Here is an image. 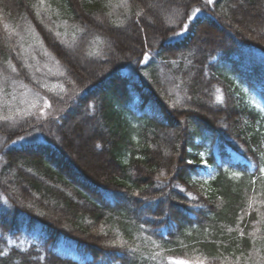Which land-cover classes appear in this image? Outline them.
Instances as JSON below:
<instances>
[{
  "label": "trees",
  "instance_id": "1",
  "mask_svg": "<svg viewBox=\"0 0 264 264\" xmlns=\"http://www.w3.org/2000/svg\"><path fill=\"white\" fill-rule=\"evenodd\" d=\"M251 93L264 0H0V264H264Z\"/></svg>",
  "mask_w": 264,
  "mask_h": 264
},
{
  "label": "rangeland",
  "instance_id": "2",
  "mask_svg": "<svg viewBox=\"0 0 264 264\" xmlns=\"http://www.w3.org/2000/svg\"><path fill=\"white\" fill-rule=\"evenodd\" d=\"M198 14H200V11L198 12ZM196 16H197V14L195 16H193L192 19L195 18ZM192 19H190V20H192ZM182 29H183V31L179 30L175 34H173L172 36H170V38H169L168 41L173 42V41L179 40L181 37H183L186 34V32H187V24L184 25V27ZM77 59L80 60L79 57ZM23 90L25 92L28 91V89L25 88V87L23 88ZM249 97H250V101L253 104H255L256 106H259V107H264V101H262L255 94L251 93V94H249ZM59 108H61V107H56L55 109L58 110ZM89 150L90 149L84 148V152H89ZM204 158H205V155H204ZM92 163H94L95 165H98L99 164V161L98 160H93ZM203 165H204V169L202 171V176H208V175H210L213 172L212 165L208 164L207 161H204Z\"/></svg>",
  "mask_w": 264,
  "mask_h": 264
},
{
  "label": "snow or ice",
  "instance_id": "3",
  "mask_svg": "<svg viewBox=\"0 0 264 264\" xmlns=\"http://www.w3.org/2000/svg\"><path fill=\"white\" fill-rule=\"evenodd\" d=\"M43 2H44V0H40V4L41 5L43 4ZM208 3H212V0H208ZM199 11H200L199 8L194 9L193 12L191 13V15H189L188 19H192V17L195 16ZM181 31H183V29H181ZM145 55H147V53H145ZM12 70L15 71V67L14 66H13ZM43 104H44V108H42L40 110L41 114L44 113V109L50 107V104H49L47 99H45L43 101ZM33 106H35V103L33 104ZM0 118H2L4 120L10 119V117H8V116H4V117H0ZM260 173L264 174V167L260 168ZM161 175H163V172H161ZM233 175L239 176L240 173H233ZM253 182H255V178H254ZM181 191H183V189H181ZM189 195H191V194L189 193ZM241 235H243V232H241ZM0 255H2V253H0ZM169 261H170V264H193L192 261H189V260H177V259H174L172 257H169ZM195 264H205V261L204 260H198V261L195 262Z\"/></svg>",
  "mask_w": 264,
  "mask_h": 264
}]
</instances>
